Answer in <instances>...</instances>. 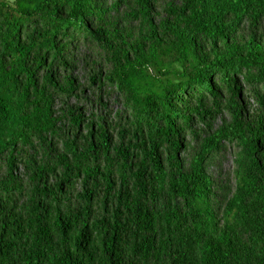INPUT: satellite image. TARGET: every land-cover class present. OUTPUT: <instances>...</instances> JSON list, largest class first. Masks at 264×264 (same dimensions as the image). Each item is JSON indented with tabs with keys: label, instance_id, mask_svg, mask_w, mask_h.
Masks as SVG:
<instances>
[{
	"label": "trees",
	"instance_id": "16d2710c",
	"mask_svg": "<svg viewBox=\"0 0 264 264\" xmlns=\"http://www.w3.org/2000/svg\"><path fill=\"white\" fill-rule=\"evenodd\" d=\"M0 264H264V0H0Z\"/></svg>",
	"mask_w": 264,
	"mask_h": 264
},
{
	"label": "rangeland",
	"instance_id": "374dc122",
	"mask_svg": "<svg viewBox=\"0 0 264 264\" xmlns=\"http://www.w3.org/2000/svg\"><path fill=\"white\" fill-rule=\"evenodd\" d=\"M231 169V159L229 156V150L226 151L225 153V159H224V164H223V171L228 173Z\"/></svg>",
	"mask_w": 264,
	"mask_h": 264
}]
</instances>
